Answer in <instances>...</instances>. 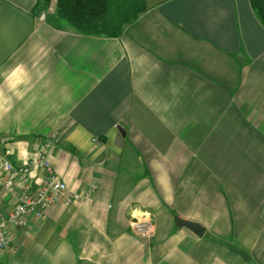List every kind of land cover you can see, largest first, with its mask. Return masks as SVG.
Returning <instances> with one entry per match:
<instances>
[{"label":"crops","instance_id":"crops-1","mask_svg":"<svg viewBox=\"0 0 264 264\" xmlns=\"http://www.w3.org/2000/svg\"><path fill=\"white\" fill-rule=\"evenodd\" d=\"M36 1L0 0V154L29 161L48 142L86 196L11 226L0 264H264V27L249 0H154L118 37ZM17 203L0 191L3 212ZM142 218L150 238L131 228Z\"/></svg>","mask_w":264,"mask_h":264},{"label":"built area","instance_id":"built-area-1","mask_svg":"<svg viewBox=\"0 0 264 264\" xmlns=\"http://www.w3.org/2000/svg\"><path fill=\"white\" fill-rule=\"evenodd\" d=\"M43 17L44 15L41 14ZM47 142L37 154L35 159L29 161L13 162L9 156V150L0 154V172L9 173L7 178L0 175V191L12 192L18 190V203L10 211L3 212L0 209V249H4L9 242L8 231L11 226L26 228L28 217H43L45 210L59 197L65 203H73L85 198L86 194L71 191L66 183L53 171L47 157ZM39 171L41 182L33 174ZM91 190L95 184H90ZM131 228L134 233L142 238H150L154 234V223L150 218L136 219L132 221Z\"/></svg>","mask_w":264,"mask_h":264},{"label":"trees","instance_id":"trees-1","mask_svg":"<svg viewBox=\"0 0 264 264\" xmlns=\"http://www.w3.org/2000/svg\"><path fill=\"white\" fill-rule=\"evenodd\" d=\"M40 1L37 0L38 9ZM151 0H55L52 20L65 23L83 34L118 37L124 27L143 12ZM156 2L161 0H155ZM255 16L264 27V0H249Z\"/></svg>","mask_w":264,"mask_h":264},{"label":"water","instance_id":"water-1","mask_svg":"<svg viewBox=\"0 0 264 264\" xmlns=\"http://www.w3.org/2000/svg\"><path fill=\"white\" fill-rule=\"evenodd\" d=\"M118 129L120 130L122 135L125 134L124 130L121 127H118ZM175 224L180 227L182 226L187 227L188 229H190L193 233H195L198 236L203 235L205 231L204 227L201 224L194 222V221L181 219L179 217H175Z\"/></svg>","mask_w":264,"mask_h":264},{"label":"rangeland","instance_id":"rangeland-1","mask_svg":"<svg viewBox=\"0 0 264 264\" xmlns=\"http://www.w3.org/2000/svg\"><path fill=\"white\" fill-rule=\"evenodd\" d=\"M152 1L154 0H151L149 4H151ZM54 7H55V0H50V2L48 3L44 1H40L37 11H40L44 16L46 14L50 19H54L53 16Z\"/></svg>","mask_w":264,"mask_h":264}]
</instances>
